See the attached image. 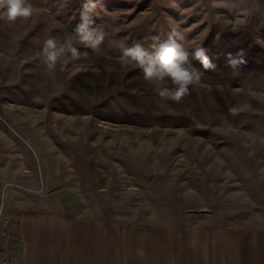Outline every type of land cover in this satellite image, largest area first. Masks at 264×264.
I'll use <instances>...</instances> for the list:
<instances>
[{
  "label": "rangeland",
  "instance_id": "obj_1",
  "mask_svg": "<svg viewBox=\"0 0 264 264\" xmlns=\"http://www.w3.org/2000/svg\"><path fill=\"white\" fill-rule=\"evenodd\" d=\"M84 2L30 0V18L0 20V217L8 242L19 198L108 219L183 211L264 218V0H92L105 41L98 51L78 44L79 59L49 72L43 43L72 33ZM173 28L202 72L179 103L159 98L138 66L120 60L121 45L151 50L153 37L163 41ZM199 46L215 71L192 59ZM241 51L244 62L230 67L227 54Z\"/></svg>",
  "mask_w": 264,
  "mask_h": 264
},
{
  "label": "crops",
  "instance_id": "obj_2",
  "mask_svg": "<svg viewBox=\"0 0 264 264\" xmlns=\"http://www.w3.org/2000/svg\"><path fill=\"white\" fill-rule=\"evenodd\" d=\"M15 217L14 244L0 239V256L10 253L18 264H264V218L231 222L183 211L108 219L59 212L36 198H19Z\"/></svg>",
  "mask_w": 264,
  "mask_h": 264
},
{
  "label": "clouds",
  "instance_id": "obj_3",
  "mask_svg": "<svg viewBox=\"0 0 264 264\" xmlns=\"http://www.w3.org/2000/svg\"><path fill=\"white\" fill-rule=\"evenodd\" d=\"M96 7V3L92 0H86L81 7L80 22L72 33H66L63 40L52 36L44 41L41 56L49 72L55 71L58 62L79 59L82 53L78 50V44L93 51L100 49L106 34L103 28L94 26V20L90 16ZM33 12L34 6L30 0H0V20L8 23H14L18 18L28 19ZM184 40V34L173 28L168 33L167 39L163 41L159 37H153L151 50L145 49L140 43L132 47L121 45V63L138 66L144 80L153 87L159 98L179 103L190 94V88L200 85L202 80V72L193 67ZM243 56L242 51L235 56L231 53L227 54L229 66L235 68L238 64H242ZM192 59L199 61L204 70H216V65L201 46L195 48ZM241 110L232 108L230 112L236 115Z\"/></svg>",
  "mask_w": 264,
  "mask_h": 264
},
{
  "label": "built area",
  "instance_id": "obj_4",
  "mask_svg": "<svg viewBox=\"0 0 264 264\" xmlns=\"http://www.w3.org/2000/svg\"><path fill=\"white\" fill-rule=\"evenodd\" d=\"M6 225H7V221L0 217V228L1 227L4 228L1 230L3 231L2 233L5 235L6 239L8 240L11 234L9 231L5 230ZM0 264H18V263L16 260L12 258L0 257Z\"/></svg>",
  "mask_w": 264,
  "mask_h": 264
},
{
  "label": "trees",
  "instance_id": "obj_5",
  "mask_svg": "<svg viewBox=\"0 0 264 264\" xmlns=\"http://www.w3.org/2000/svg\"><path fill=\"white\" fill-rule=\"evenodd\" d=\"M127 45H129V44H126L125 47H132L134 45V43L133 42L132 43L130 42V45L129 46H127Z\"/></svg>",
  "mask_w": 264,
  "mask_h": 264
}]
</instances>
